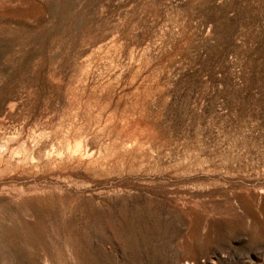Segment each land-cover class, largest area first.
<instances>
[{"label":"rangeland","instance_id":"rangeland-1","mask_svg":"<svg viewBox=\"0 0 264 264\" xmlns=\"http://www.w3.org/2000/svg\"><path fill=\"white\" fill-rule=\"evenodd\" d=\"M84 135L119 172L17 162ZM2 143L0 264H259L264 0H4Z\"/></svg>","mask_w":264,"mask_h":264},{"label":"bare ground","instance_id":"bare-ground-1","mask_svg":"<svg viewBox=\"0 0 264 264\" xmlns=\"http://www.w3.org/2000/svg\"><path fill=\"white\" fill-rule=\"evenodd\" d=\"M4 0H0L2 3ZM17 7V12H22L23 9L20 8L21 2H16L14 4ZM110 83L109 81L107 82ZM145 81L141 80L136 85V89H140V91L144 94V98L148 97V93L144 91L143 86H145ZM128 89V87H127ZM158 89L154 87V93L157 92ZM162 116L160 115L159 118ZM149 125L143 123L140 119L134 120L132 122H127L123 126V130L128 132L135 133V137L138 136L140 133L143 137L147 136ZM69 139H73V141L61 145L59 143H52L49 148L42 154L34 157L32 155V148H29L28 153L21 154V157L17 158V162H37L39 159L48 160L47 165H51L50 171H55L58 173H69L70 178L66 179L70 183H75L77 180V173L81 172L87 175L89 171L87 169L97 168L99 171L103 173H114L119 172L118 162L119 156L118 155H111L108 154L100 155L99 151L94 150V148L87 143L86 136L77 137H70ZM147 147H144V146ZM153 146V142L151 140L141 141L136 146H132L128 149V153L132 155L129 159L130 162H134L136 157H143L147 154V149ZM5 148H7L6 143H2L0 145V154L6 155ZM9 159L11 160V155H9ZM33 162V163H34ZM131 169L133 167H130ZM110 175H104L102 178L109 177ZM54 180L59 183H64L65 188H71L69 184H67L64 178L55 177ZM92 187V183L90 181L84 182L81 185L73 187L74 189H86ZM197 200V199H196ZM198 201V200H197ZM185 203L189 202V199L185 198ZM259 264H264V260H260Z\"/></svg>","mask_w":264,"mask_h":264}]
</instances>
